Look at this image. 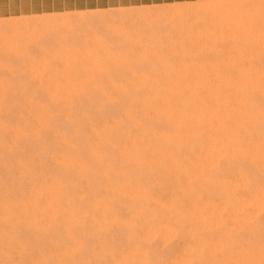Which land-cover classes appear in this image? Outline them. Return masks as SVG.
I'll use <instances>...</instances> for the list:
<instances>
[{"label":"rangeland","instance_id":"obj_1","mask_svg":"<svg viewBox=\"0 0 264 264\" xmlns=\"http://www.w3.org/2000/svg\"><path fill=\"white\" fill-rule=\"evenodd\" d=\"M198 2L21 0L3 10L0 264H264V58L257 56L259 50L245 61L239 57L245 50L222 45L199 50L216 60L239 51L237 63L247 68L248 81L224 66L203 80L196 68L188 70L181 62L163 72L162 86L142 88L141 78L114 76L116 83L106 84L107 98L102 97L113 110L102 121L72 125L85 96L79 85L90 80L78 67L113 50L38 49L40 35L51 28L64 33L79 18L78 24L103 20L116 28L157 20L164 36L186 39L190 25L213 27L218 21L207 3ZM256 5L264 7V0ZM258 17L263 26L264 13ZM62 37L53 40L67 41ZM166 51L177 63L188 50ZM223 73L228 79L220 78ZM127 81L131 94L120 101L118 87ZM70 127L84 141L74 140ZM92 128L102 129L106 142L102 138V165L87 172L72 157L86 158L80 150L82 142L91 141Z\"/></svg>","mask_w":264,"mask_h":264},{"label":"bare ground","instance_id":"obj_2","mask_svg":"<svg viewBox=\"0 0 264 264\" xmlns=\"http://www.w3.org/2000/svg\"><path fill=\"white\" fill-rule=\"evenodd\" d=\"M196 1L201 2L200 5H202V3H207L208 6H206L205 8L208 7V9H210V11L213 12V14L215 16L214 22H216V20H218V21H217V23L212 24L213 27H210V25H208V24H206L203 27H201L202 25L201 26H194V27H192L190 25L191 34L190 35L187 34L188 36L186 37V39H183L185 37L184 36V37L180 38V40H179V37L183 36L181 34H180V36L178 35L179 37L176 38V40H175V38L173 39L172 37L168 38L169 36H167V37L164 36L165 34H163V32L165 30L162 31L164 28H162L160 26V24H158V22H156L157 20L156 21L152 20L151 22H153V23H151L148 26H143L142 24H144V23H139L138 21H135V23H133V25H129L128 27L121 28L122 26L121 27L118 26L119 28H116L113 25H111V26H110V24L107 25L108 24L107 22H106V24H103L104 23V22H102L103 20H101V22H99L100 19H98L99 24L95 25V26L88 21H86V22L90 23V24H87V25L83 24V23H85V21H83L82 24L81 23L78 24V22L80 21V18H79V21L77 22L76 25H74V24L66 25V27L64 28V30H65L64 33H61V34H60V31L63 32L62 28L59 32L57 29L55 30V32L58 33L57 34L54 32V29L51 28L49 25V28H51L50 29L51 31L49 30V33H48V31L45 30V32L47 31L48 34L46 33V35L43 34V35H40L41 37L39 36L40 37L39 40L41 38L43 39V42H41L43 45H41V43L39 41H37L40 43V47L37 46L38 49L39 48L44 49V48H46V46L47 47L51 46V47H53V49L55 48V50L56 49L57 50H83V51L84 50H90V51L91 50H113V51L108 52L109 55L105 59L96 57L94 60H88V59H90L88 57V59L83 61V62H84V64L90 63V65L88 64V66H86L87 65L86 64L83 66L81 63L82 66L78 67L80 70V73L86 74L87 75V76L85 75L86 78L89 77L90 80H89V82H87V81L81 82L82 84H80V85L78 83V85L81 86L79 89L80 94L85 95V96L80 95L83 98L81 97L78 100L80 109L78 108L79 110H77V114L75 115L76 116L75 118H78V119H74V120L70 119V121H69L70 124L78 125L81 122L87 123L89 121H93V122L102 121V115L107 114V111L113 110V107L111 104L105 103V101L107 100L106 99L107 97L105 95H107V94H105L104 90H105V88L107 89V87H109V86L105 87L106 84H109V85L111 84L110 86H112L113 84L116 83V81L114 80L115 79L114 76H116V79H119L117 77H119L121 75L120 76L121 81H122V79H124V77L128 78V80L129 79L130 80L135 79V78L138 80V78H141V79H143V80H141L142 84H140L142 86V88H147L151 84H155V83L158 84L159 86H162L161 85L162 82L160 84H159V82L164 80V75H162L163 72H165L169 68L177 67L181 62V63H185V65L187 64L188 70L191 68H196L195 70L198 71L196 76L198 75L203 80L205 79V77H208V74L213 75V70L217 66H224L230 71L231 70L236 71L240 75V77L242 76L247 81H248V79H251L250 75L247 71V68H244L245 66L239 67L238 66L239 63H237L238 62L237 60H239L238 58L241 57L242 61H245L246 60L245 58L247 56L249 57L250 56L249 54L254 52L252 50H259L260 52H259V54H257V56L260 57L261 59L264 58V54L261 53L264 50V25L260 26V24H258V22H257V19L259 18L258 16H260L262 13H264V7H259V6L255 7V5L258 3V0H196ZM199 2L196 5H198ZM179 5L177 3V6H179ZM185 5H187V4H185ZM177 6L175 9H178ZM194 6H193V8H194ZM182 8H183V6H182ZM182 10L184 11L187 9L185 8ZM95 11L97 13L99 10H95ZM186 12L187 11H185V13ZM189 12H191V11H189ZM77 13L74 15H77ZM101 13H102V11H101ZM159 13H161V12L159 11ZM193 14H194V12H193ZM193 14H191V16H194ZM81 15H83V14H81ZM96 15L94 16L95 20L97 18ZM99 15H100V13H99ZM99 15H98V17H99ZM169 15H171V13ZM169 15H167V17H169ZM174 15H176V12L174 13ZM188 15L190 17V14H188ZM196 15H199V14H196ZM202 15H203V13H202ZM83 16H80V17H83ZM100 16H102V14ZM195 17L196 16H194L192 18H195ZM87 18H85V19H87ZM89 18H92V17L89 16ZM203 18L205 19V17H203ZM195 19H197V17ZM206 19H207V17H206ZM193 20L194 19H192V21ZM81 21H82V19H81ZM185 21H186V19H185ZM185 21H184V25L185 24L187 25L188 22L186 23ZM93 22H94V20H93ZM160 22H161V20H160ZM181 22H183V20ZM208 22H210V21H208ZM189 23H191V22H189ZM145 25H147V24H145ZM108 26H110V27H108ZM186 27H188V26H186ZM183 28H185V27H183ZM101 29H102L101 32H104L103 35H99V32H97V30H101ZM103 29H105V30H103ZM118 30L120 31V33H116V31H118ZM212 30H213V32H211ZM160 31H162V33ZM188 31H189V27H188ZM113 32H114V34H113ZM167 32H166V34H167ZM172 32L173 31H171V33ZM162 34H163V36H162ZM168 34H170V33H168ZM184 34H186V33H184ZM62 36H65L67 41H65L66 40L65 39L64 40L65 42H61V41H63L62 38H64ZM170 36H174V35L170 34ZM59 37L60 38L62 37V38L60 39ZM174 37H176V36H174ZM210 37H212V39ZM25 38H27V37H25ZM54 38H56V39L59 38V40H61V41L57 40L55 43V41L53 40ZM79 40H80V42H79ZM10 41H12V40H10ZM36 45H39V44H36ZM220 45H222V47L226 50H245V51L240 52L241 56L238 55V54H240L239 51H236L234 54L227 56V58L223 57L219 60L210 59L207 57H202V55H200L201 53L199 52V50H212L214 48H217V46L220 47ZM15 46H14V48H15ZM19 49H21V48H19ZM156 50H160V51H156ZM161 50H164V51H161ZM166 50H182V51L188 50V51H185L182 55H180V60H179V62L176 63L174 61V56H176V55L170 54ZM90 51H89V53H90ZM79 53H81V52H79ZM94 53L96 54V52H94ZM81 56H82V54H81ZM77 61H79V60H77ZM14 63H15V61H14ZM242 64H245V63L242 62ZM106 66H108V67L111 66L112 68L110 67L111 68L110 70L112 72H109V68H106ZM79 70H76V71L79 72ZM181 70H183V69H181ZM185 71H186V69H185ZM192 72H193V69H192ZM77 74H79V73H77ZM109 74H111L113 76H110ZM223 74H221V76H220L221 79L226 78L227 74H224V75ZM57 76H59V74L58 75L56 74V77ZM52 78H54V77H51V80H52ZM22 79H23V77H22ZM226 79H228V78H226ZM253 80H254V78H253ZM195 82H196V80H195ZM118 83H122V82H118ZM127 83H130V82L127 81ZM127 83H123V86L121 88L118 87L121 85L114 86L115 88L118 87V90L121 91L122 97H121L120 101H122L123 99H126L129 96V94H131L130 89H132L133 86L131 85V83L130 84H127ZM190 84H191V82H190ZM78 85L76 84V86H78ZM134 85H136V84H134ZM192 85H195V84H192ZM190 87H192V86H190ZM76 89H78V88H76ZM109 89H111V88H109ZM190 91H191V89H190ZM186 92H188V90ZM186 92H184V93H186ZM119 93H118V95H119ZM188 93H190V92H188ZM109 95H110V93H109ZM181 95H183V94H181ZM102 97H106V98H102ZM177 98H179V97H177ZM82 109L87 111V114L86 115L81 114V117H78L77 115L81 113L80 110H82ZM118 109H119L118 107L117 108L115 107L116 111H119ZM63 121H61V122H63ZM70 128H72V129H70ZM70 128H69V132L75 138L74 140L77 139L76 141L79 140L81 142V140H82L81 132L79 130L77 131L76 129H73L74 127H70ZM119 128L124 129L125 126H122ZM116 129H118V128H116ZM91 130L93 133V136L90 138L91 141L88 144H86V142H82V148L83 149L80 150V153H82L84 156H86V158L85 159H78V157H76V156L72 157L73 160L75 161V163L73 162V164H75L76 166H79L80 169H82L83 171H87V172L92 168L97 169L102 165V152H101V149H102L101 147H102V143H103L102 138H104V142H106L105 137H102V129L92 128ZM87 139H89V138H87ZM82 141H84V139ZM90 183L92 184L91 186H94V187L96 186L95 177H92V180H90ZM98 202L100 204H102V201L98 200Z\"/></svg>","mask_w":264,"mask_h":264},{"label":"crops","instance_id":"obj_3","mask_svg":"<svg viewBox=\"0 0 264 264\" xmlns=\"http://www.w3.org/2000/svg\"><path fill=\"white\" fill-rule=\"evenodd\" d=\"M21 5V0H0V16H7L4 15L7 12L3 11L10 7H17Z\"/></svg>","mask_w":264,"mask_h":264}]
</instances>
